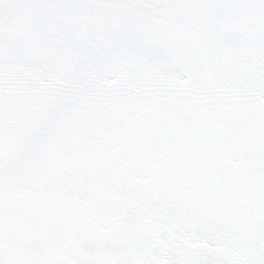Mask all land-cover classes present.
Listing matches in <instances>:
<instances>
[{
    "label": "snow or ice",
    "instance_id": "snow-or-ice-1",
    "mask_svg": "<svg viewBox=\"0 0 264 264\" xmlns=\"http://www.w3.org/2000/svg\"><path fill=\"white\" fill-rule=\"evenodd\" d=\"M0 264H264V0H0Z\"/></svg>",
    "mask_w": 264,
    "mask_h": 264
}]
</instances>
